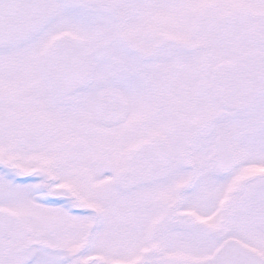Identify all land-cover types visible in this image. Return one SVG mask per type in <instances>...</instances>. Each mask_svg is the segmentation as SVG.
<instances>
[{"label":"snow or ice","instance_id":"obj_1","mask_svg":"<svg viewBox=\"0 0 264 264\" xmlns=\"http://www.w3.org/2000/svg\"><path fill=\"white\" fill-rule=\"evenodd\" d=\"M0 264H264V0H0Z\"/></svg>","mask_w":264,"mask_h":264}]
</instances>
